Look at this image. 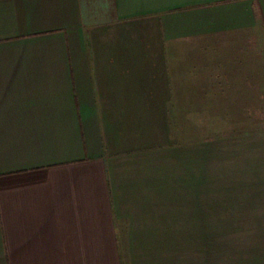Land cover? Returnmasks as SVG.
Segmentation results:
<instances>
[{
	"label": "crops",
	"instance_id": "0c3cea01",
	"mask_svg": "<svg viewBox=\"0 0 264 264\" xmlns=\"http://www.w3.org/2000/svg\"><path fill=\"white\" fill-rule=\"evenodd\" d=\"M254 78L264 0H0V264H207Z\"/></svg>",
	"mask_w": 264,
	"mask_h": 264
},
{
	"label": "rangeland",
	"instance_id": "374dc122",
	"mask_svg": "<svg viewBox=\"0 0 264 264\" xmlns=\"http://www.w3.org/2000/svg\"><path fill=\"white\" fill-rule=\"evenodd\" d=\"M253 89L257 93H254L255 102L247 110L251 118L239 121L251 127V132L247 134L253 135V141L246 144V150L239 148L236 159L232 161L233 166L239 169L252 167L258 171L252 172V175L243 174L238 183L239 189L235 191L240 199L253 198L250 199L253 205L250 202L248 207L234 206L233 216L223 214L222 222H207V264H214L217 259L221 264H264V221L257 220L258 213L261 209L264 210V206L258 204L264 202V78H254ZM250 100L253 101V98ZM254 202H257L258 206ZM209 212L207 207V215ZM236 213L239 218L252 217L253 220L227 219L236 217ZM213 234L219 236H210Z\"/></svg>",
	"mask_w": 264,
	"mask_h": 264
}]
</instances>
